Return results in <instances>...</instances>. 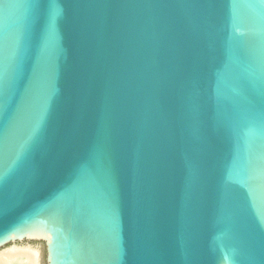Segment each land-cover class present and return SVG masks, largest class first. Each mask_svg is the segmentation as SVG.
Wrapping results in <instances>:
<instances>
[{
	"label": "water",
	"instance_id": "1",
	"mask_svg": "<svg viewBox=\"0 0 264 264\" xmlns=\"http://www.w3.org/2000/svg\"><path fill=\"white\" fill-rule=\"evenodd\" d=\"M8 244L264 264V0H0Z\"/></svg>",
	"mask_w": 264,
	"mask_h": 264
},
{
	"label": "bare ground",
	"instance_id": "2",
	"mask_svg": "<svg viewBox=\"0 0 264 264\" xmlns=\"http://www.w3.org/2000/svg\"><path fill=\"white\" fill-rule=\"evenodd\" d=\"M38 255L29 246H11L0 252V264H39Z\"/></svg>",
	"mask_w": 264,
	"mask_h": 264
},
{
	"label": "rangeland",
	"instance_id": "3",
	"mask_svg": "<svg viewBox=\"0 0 264 264\" xmlns=\"http://www.w3.org/2000/svg\"><path fill=\"white\" fill-rule=\"evenodd\" d=\"M33 244H34V245H39V244H37V243H33ZM10 245H11V244H8V245H6V247H7V248H8V247H11ZM1 249H2V248H1ZM1 249H0V252H2L3 250H5V249H2V250H1ZM33 249H34V248H33ZM38 253H39V252H38ZM41 255H42V259H41V260H42V264H43V263H44V262H43V260H44V258H43V251H42V254H41ZM38 260H39V255H38Z\"/></svg>",
	"mask_w": 264,
	"mask_h": 264
}]
</instances>
